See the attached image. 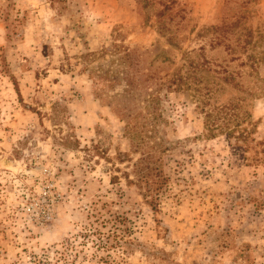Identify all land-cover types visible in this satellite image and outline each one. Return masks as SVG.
<instances>
[{
    "label": "rangeland",
    "instance_id": "1",
    "mask_svg": "<svg viewBox=\"0 0 264 264\" xmlns=\"http://www.w3.org/2000/svg\"><path fill=\"white\" fill-rule=\"evenodd\" d=\"M249 55L264 0H0V264H264Z\"/></svg>",
    "mask_w": 264,
    "mask_h": 264
},
{
    "label": "trees",
    "instance_id": "2",
    "mask_svg": "<svg viewBox=\"0 0 264 264\" xmlns=\"http://www.w3.org/2000/svg\"><path fill=\"white\" fill-rule=\"evenodd\" d=\"M165 9H169V6H165ZM249 40H245L244 44L249 43ZM123 59L125 60L126 64H131L132 63V57H131V53L130 51H126L125 55L123 56ZM249 61H251V67L255 68L258 67L261 63H264V56L263 58H259L255 55H249L248 56ZM116 79V78H115ZM126 80V85L127 88L124 90V96H126L125 98L129 99V104H131L133 101H137V97H143V95H147L149 97H155L153 92H151L153 90L152 85L155 84V80L153 78L152 75H150V73L145 72L144 69H134V73L131 74H127L125 77ZM154 99H152L153 101ZM114 109L116 111L117 114L121 115L122 118L127 122L126 124V134L128 137H131L133 139V137L138 133V124L136 123V121L138 120L139 116L137 113H135L134 109H132L131 105H126V106H121L119 103L114 104ZM214 130H210V134L211 136L215 135V133L213 132ZM137 166V165H136ZM129 182H132V180L130 179V177H128ZM137 182H139L141 184V186H143L142 184L144 183L145 185H147V195H150L151 199H155V197H153V193L154 191H152L151 187H150V181L148 179V174L146 175L145 173H143V171L138 172V178H137ZM154 203V202H152Z\"/></svg>",
    "mask_w": 264,
    "mask_h": 264
}]
</instances>
